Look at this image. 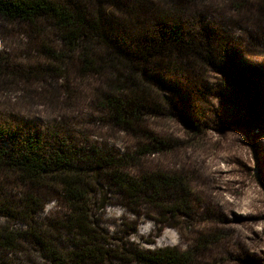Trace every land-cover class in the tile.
Listing matches in <instances>:
<instances>
[{"label":"trees","instance_id":"1","mask_svg":"<svg viewBox=\"0 0 264 264\" xmlns=\"http://www.w3.org/2000/svg\"><path fill=\"white\" fill-rule=\"evenodd\" d=\"M207 1L0 0V29L13 26L25 38L22 62L0 51V92L18 91L20 107L40 105L54 116L46 122L47 135L0 122V175L16 188L15 196L9 191V201L0 203V214L15 217L20 212V222L26 224L25 230L0 225L1 250H17L28 238L49 264H103L106 242L92 218L98 196L112 191L119 203L136 212L145 205L160 215L180 210L177 196L186 190L181 176L159 170L135 173L132 168L159 151L153 150L158 142L148 127L149 116L163 111L156 71L217 66L214 46H206L195 32L185 35L177 19ZM226 1L240 22L264 23V0ZM199 10H191L193 20ZM83 108L90 111L87 120L106 118L138 138L134 149L101 150L89 140L85 149L65 143L58 128L77 121ZM50 193L64 204L66 220L61 225L48 220L49 228H40L35 214ZM55 231L68 234L71 242L60 240ZM187 257L167 247L134 260L185 264Z\"/></svg>","mask_w":264,"mask_h":264},{"label":"rangeland","instance_id":"2","mask_svg":"<svg viewBox=\"0 0 264 264\" xmlns=\"http://www.w3.org/2000/svg\"><path fill=\"white\" fill-rule=\"evenodd\" d=\"M194 7L179 15L178 22L185 35L195 32L206 46H214L217 66L156 71L163 111L149 116L148 127L158 142L153 150L159 151L132 168L135 173L159 170L181 176L186 184L177 196L181 208L160 215L145 205L136 212L119 203L112 191L98 196L92 218L106 242L103 264H142L135 257L167 247L186 252L185 264H264V23L240 22L226 0ZM198 9L193 20L191 10ZM0 30V51H9L22 62L25 38L20 29L7 25ZM81 114L58 128L65 143L85 149L89 140L101 150L118 152L133 150L138 143L106 118L87 120L90 111L84 108ZM53 117L40 105L20 107L18 91L0 92V122L12 129L23 126L47 135L46 122ZM14 186L0 175V203L9 201L5 196L9 191L15 196ZM66 215L60 198L50 193L35 219L40 228L48 229V220L61 225ZM2 224L26 229L20 212L15 217L0 214ZM143 229L147 234L140 232ZM52 233L71 242L64 232ZM0 264L49 262L42 249L25 238L17 250L0 249Z\"/></svg>","mask_w":264,"mask_h":264}]
</instances>
